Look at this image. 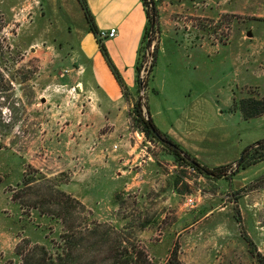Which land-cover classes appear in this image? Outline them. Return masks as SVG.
<instances>
[{
	"label": "rangeland",
	"instance_id": "1",
	"mask_svg": "<svg viewBox=\"0 0 264 264\" xmlns=\"http://www.w3.org/2000/svg\"><path fill=\"white\" fill-rule=\"evenodd\" d=\"M156 2L160 31L119 118L84 85L78 0H0V264H51L61 250L64 264H109L121 242L162 263L177 251L184 264H257L245 236L264 253V160L231 178L193 173L133 112L141 98L164 127L181 118L183 149L231 175L264 139V113L241 110L264 103V0ZM140 139L145 153L128 155Z\"/></svg>",
	"mask_w": 264,
	"mask_h": 264
},
{
	"label": "crops",
	"instance_id": "2",
	"mask_svg": "<svg viewBox=\"0 0 264 264\" xmlns=\"http://www.w3.org/2000/svg\"><path fill=\"white\" fill-rule=\"evenodd\" d=\"M86 2L94 16L98 30L110 28H116L117 30L115 37L105 39L103 43L108 57L111 59L121 77L123 85L110 70L106 62L107 60L99 48L96 36L89 30L86 24L84 28L77 30L76 39L78 49L83 53V62L87 66L89 64L91 69L90 84L85 83L84 85L87 89L90 88L92 92L98 95L100 100L97 98V101L99 102L100 109L106 110V114L109 112L112 113V108H115L113 110L114 115L119 118L123 116L127 117L131 103L124 96L123 88L130 91L136 88V66L147 24L144 5L142 0H86ZM104 103L108 106V110L105 108ZM102 110L98 109V112H95V116H99V118L101 115L103 116L105 112ZM150 116L161 131L167 133L182 148H185V145L173 134V132L180 131V135H185L188 132L189 128H184L185 130L182 127H179L178 130L177 127L174 128L175 124L181 123V118L176 117L174 122L168 127H164L156 119V113L150 112ZM187 119L186 117L185 120ZM101 122L102 120H100ZM161 123L166 124L165 121H161ZM117 128L115 127L116 130ZM140 143L141 139L135 140L134 144H129V148L125 152L128 155L134 154L136 157L139 156V153H145L142 148L140 149ZM199 160L204 162L201 159ZM149 165L154 168L153 162L152 164L149 163ZM159 166L158 164V167L154 170H158ZM118 173L120 174V172ZM143 177L145 176L141 174L140 178ZM138 183L141 185L144 182L141 180Z\"/></svg>",
	"mask_w": 264,
	"mask_h": 264
},
{
	"label": "trees",
	"instance_id": "3",
	"mask_svg": "<svg viewBox=\"0 0 264 264\" xmlns=\"http://www.w3.org/2000/svg\"><path fill=\"white\" fill-rule=\"evenodd\" d=\"M82 6V9L84 11L89 30L94 33L98 40L99 48L103 52L108 65L112 69V72L118 79V81L123 85L121 77L116 69V67L113 65L111 59L108 57L105 45L103 43V40L98 38V28L95 24L94 16L92 15L86 0H78ZM142 3L144 5L146 16H147V24L146 29L144 32L142 45H141V52L138 60V64L136 66L137 70V78L140 80V72L142 71V65H143V58L145 56V53L143 54L142 51H145L144 43L151 42L152 37L155 32L160 31V23H159V14L157 9V2L156 0H142ZM146 46V45H145ZM154 63L152 62L151 68L155 66L156 61V54H157V46L154 49ZM150 68V69H151ZM3 79L2 74L0 73V87L2 86ZM241 110L243 113V116L246 119L253 118L257 115H260L264 113V103L260 100L255 99H246L242 100L241 104ZM134 112V120L136 121V125L141 128V131L146 135L147 138H152L157 141H161V143L168 148L170 153L173 155L174 159L179 161L180 163H183L185 165H192L196 168V171L199 173L205 175V176H211L214 178H231L234 174L238 173L242 169H246L249 166L258 163L262 160H264V139L256 141L253 145L245 149V151L242 153L241 159L237 160L235 168H233L231 175H228L227 172V165H218L215 167H209L202 163L197 157L192 155L187 150L183 149L178 143L175 142V140L169 136L167 133L161 131L156 124L154 123L153 119L151 118L150 114L148 117L146 116V112L143 108V103L141 98H138L137 101L134 104L133 107ZM153 129L158 133V136L155 134ZM163 140H167L169 143L164 142ZM71 201H75V203H80L75 200L68 197ZM247 242L250 245V251L255 256V259L257 261V264H264V253L259 251L256 245L253 243L251 238L249 236H245ZM65 239V238H64ZM117 254H110L109 264H184L181 259L179 258V255L177 251H173L169 257L165 260L164 263L154 261L149 257V255L142 249L138 248V246H125L122 244V242L117 246ZM121 247V250H120ZM63 250H61L58 254H56L52 258L51 264H64L63 263ZM25 259H23L22 262H24ZM55 261V263H54ZM27 263V262H26ZM67 264V263H66Z\"/></svg>",
	"mask_w": 264,
	"mask_h": 264
},
{
	"label": "built area",
	"instance_id": "4",
	"mask_svg": "<svg viewBox=\"0 0 264 264\" xmlns=\"http://www.w3.org/2000/svg\"><path fill=\"white\" fill-rule=\"evenodd\" d=\"M117 35L116 28H110V29H102L98 32V38L100 39H108L113 38ZM116 147V146H115ZM187 168L191 172H196V168L192 165H187ZM194 203V199L192 197L187 198V205H192Z\"/></svg>",
	"mask_w": 264,
	"mask_h": 264
},
{
	"label": "water",
	"instance_id": "5",
	"mask_svg": "<svg viewBox=\"0 0 264 264\" xmlns=\"http://www.w3.org/2000/svg\"><path fill=\"white\" fill-rule=\"evenodd\" d=\"M143 79V78H142ZM142 79H141V84H142ZM142 86V85H141ZM147 110V109H146ZM144 111H145V107H144ZM147 117H148V115H147ZM153 131L155 132V134L158 136V133L153 129ZM164 142H166V143H169L167 140H163ZM243 155V154H242ZM242 155H241V157H242ZM241 157L239 158V160L241 159ZM239 160H238V162H239Z\"/></svg>",
	"mask_w": 264,
	"mask_h": 264
}]
</instances>
